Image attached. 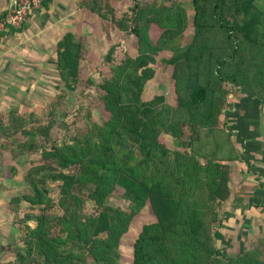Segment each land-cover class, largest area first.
<instances>
[{"label": "trees", "instance_id": "1", "mask_svg": "<svg viewBox=\"0 0 264 264\" xmlns=\"http://www.w3.org/2000/svg\"><path fill=\"white\" fill-rule=\"evenodd\" d=\"M131 1L112 21L123 31L119 42L130 36L136 47L118 57L117 44L110 45L100 82L81 73L85 47L72 28L54 43L60 86L65 93L93 91L85 89L82 98L100 117L75 102L65 107L73 120L62 127L53 118L13 125L15 133L33 138L30 151L38 153L25 171L26 189L8 203L22 232L13 264H119L121 241L145 207L153 216L133 240L131 264H217L218 256L223 264H252L237 253L226 257L216 245L228 225L220 212L234 193L228 162L239 158L220 115L240 87L264 103V0ZM49 2L42 0L41 8ZM97 6L93 12L107 20ZM188 28L186 47L163 54ZM158 62L170 67L172 104L162 94L144 97ZM83 118L86 125L76 126ZM55 125L74 131L58 142ZM216 131L225 152L201 155L194 147L199 135ZM114 195L123 206L108 203Z\"/></svg>", "mask_w": 264, "mask_h": 264}, {"label": "rangeland", "instance_id": "2", "mask_svg": "<svg viewBox=\"0 0 264 264\" xmlns=\"http://www.w3.org/2000/svg\"><path fill=\"white\" fill-rule=\"evenodd\" d=\"M8 1L9 0H0V3L4 4V7H0V12L5 9ZM95 1L96 2L93 3V0H50L48 9L50 8L51 11H53L52 14H50V22H54V24L62 28V31H65V28H72L76 35L81 37L85 47V52L82 54L81 73L85 75V77L90 75L96 82H100L102 78L101 71L104 68L103 66L101 67V64L105 61L104 58L108 47L112 44H117L118 54H120L118 55L119 57L123 55L124 51L129 52L130 50V52H132L136 47V42L129 36L128 41L122 40L120 43L119 41L123 31L113 26L112 21L120 18L123 12L132 4V1ZM182 1H185V6L188 5L187 0ZM93 4L98 5L97 8H104L105 13H107V20L100 18L93 12L95 8ZM106 4L109 6L106 7ZM89 6H91V9H89ZM48 9H42L41 5H38L29 11L25 24L33 25V33H36L35 31L46 24V19L44 17L49 15V13L47 15ZM110 9H112V11H109ZM38 16H40L39 19L42 20V22H39L41 26L34 21L35 19L38 21ZM48 33L49 32H43V34H38L43 35L45 45L43 38L35 34V40L31 41L34 38L32 37L33 39H31L30 33L27 35L21 33L20 37L17 36L15 39H11L13 42L12 46L16 47V50H12L13 53L18 54V59L21 57L19 60H14L19 62L24 59L23 66L29 70L25 69L26 72H22L24 70L19 72V68L17 67L18 73H15L13 77H9L10 75L3 76L0 73V264H13L16 261L15 256L21 246L20 241L22 232L19 230L18 222L13 220L8 203L12 195L19 194L20 191L26 189L25 171L38 156V153L30 151L32 149L33 138L30 135L15 133L13 131L14 123L16 122L25 128L38 122H45L49 118H53L55 121L60 122V125L62 122H65V119L71 122L73 118L70 117V115L69 117L65 115V107H70L75 102L79 104L78 108L85 106V110H88L93 118L100 117L99 109L95 106L91 108V106L87 104L89 101L86 98H82V92H85V89L87 92L93 91L81 87L77 92L66 90L65 93V89L60 86L61 82L55 68L53 57L54 43L59 37L57 33H55V38H52L48 36ZM192 33V28H188L182 39H178L173 44V47H166L167 49L162 53L173 54L174 49L182 50L190 42ZM16 39L19 40L16 41ZM27 48L29 52H26L27 55L23 56L21 53ZM3 63L5 62L2 60L0 70L4 68ZM16 66H18V63H16ZM172 85L170 67L166 66L163 62H158L157 73L155 78L147 84L144 97L149 98L154 94H162L165 97V101L172 104L174 99L171 92ZM226 86L231 89V85L227 84ZM76 97H79V100H77ZM241 103L236 100L233 102L232 99L230 100L227 98L221 110V122L227 124L228 108H234L233 110H235L237 114V107H239ZM87 122L88 120L83 118L77 121L75 125L84 127ZM56 128L58 142L65 139V135H69L74 131L73 126L68 127L66 134L65 126L63 128H58L57 126ZM189 132L188 130H184V136L187 137L190 134ZM208 133L202 134V136L199 135V142H196L194 147L198 149L201 155L210 154L211 151H215L217 153L214 154L218 156L217 158H221L225 149H223V142L219 132L216 131V134L215 132H213L214 134ZM231 134H233V132H231ZM215 140L219 141L220 144L215 145ZM167 141L170 148L176 147L170 137H167ZM108 203L111 205H122L123 200L120 199L118 195H114L109 198ZM24 205V203L20 204L21 207H25ZM224 211L220 213L223 215ZM225 212L233 214V212L228 211V209ZM20 213L22 214V211ZM152 216L153 214L150 208L145 207L133 220L126 236L121 241V253L123 254V258H121L119 264H131L130 256L133 240L141 230L142 224L152 219ZM229 227L231 228L229 231L230 235L226 232L222 241H216V245L224 251L226 257L234 255L237 249L236 224H232ZM224 261L225 259L221 256H218L216 259L217 264H223Z\"/></svg>", "mask_w": 264, "mask_h": 264}, {"label": "crops", "instance_id": "3", "mask_svg": "<svg viewBox=\"0 0 264 264\" xmlns=\"http://www.w3.org/2000/svg\"><path fill=\"white\" fill-rule=\"evenodd\" d=\"M3 5L0 3V7ZM47 11V15L48 13L49 15L43 16L46 19L44 26L39 23L42 22L39 19L40 16H38V21L34 20L41 26L39 30L35 31L36 33L32 32L33 25L25 24L20 32H6V34L0 35V66L2 60L5 62L3 63L4 68L0 70L3 76L13 77L15 73H18L17 67L19 72L29 70L23 66L24 59L19 62L14 60L18 59V54L13 53L16 47L12 46L11 39L20 37L21 33L24 35L30 33L31 39L34 38L31 41H34V34L43 38V35L38 34L49 32L48 36L55 38V33L59 37L64 32L54 22H50V14L53 11L50 8ZM43 42L45 45L44 38ZM27 50L29 49L23 50L21 54L26 56V52H29ZM232 93L234 95L233 102L235 100L240 103L243 100V102L237 107V114L233 110L234 108L227 110V127L234 134L233 138L236 141L233 139V147L237 150L239 158L228 162L231 165L230 176L234 193L230 197L228 205L223 209V211L228 209L233 212V214L223 212L228 219L226 231L230 235L231 228L229 226L236 224V253L240 262L243 256H248L252 258V264H264V103L246 87H240L238 91Z\"/></svg>", "mask_w": 264, "mask_h": 264}, {"label": "built area", "instance_id": "4", "mask_svg": "<svg viewBox=\"0 0 264 264\" xmlns=\"http://www.w3.org/2000/svg\"><path fill=\"white\" fill-rule=\"evenodd\" d=\"M42 0H9L5 9L0 12V33L9 26L18 27L27 20L29 11L40 6Z\"/></svg>", "mask_w": 264, "mask_h": 264}]
</instances>
